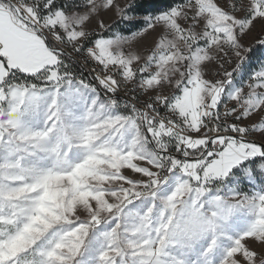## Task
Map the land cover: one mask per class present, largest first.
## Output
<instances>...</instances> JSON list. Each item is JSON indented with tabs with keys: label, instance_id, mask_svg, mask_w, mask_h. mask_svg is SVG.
Returning <instances> with one entry per match:
<instances>
[{
	"label": "snow or ice",
	"instance_id": "6c2138e0",
	"mask_svg": "<svg viewBox=\"0 0 264 264\" xmlns=\"http://www.w3.org/2000/svg\"><path fill=\"white\" fill-rule=\"evenodd\" d=\"M0 264H264V0H0Z\"/></svg>",
	"mask_w": 264,
	"mask_h": 264
},
{
	"label": "rangeland",
	"instance_id": "374dc122",
	"mask_svg": "<svg viewBox=\"0 0 264 264\" xmlns=\"http://www.w3.org/2000/svg\"><path fill=\"white\" fill-rule=\"evenodd\" d=\"M121 2H122V0H121Z\"/></svg>",
	"mask_w": 264,
	"mask_h": 264
}]
</instances>
